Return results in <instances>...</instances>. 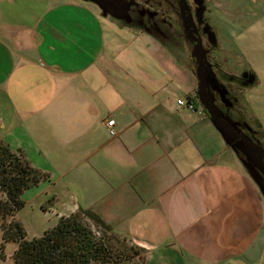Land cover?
<instances>
[{"label":"crops","instance_id":"obj_1","mask_svg":"<svg viewBox=\"0 0 264 264\" xmlns=\"http://www.w3.org/2000/svg\"><path fill=\"white\" fill-rule=\"evenodd\" d=\"M89 2L0 0V140L68 162L56 220L95 212L140 264H264L259 178L201 107L176 103L193 82L162 44Z\"/></svg>","mask_w":264,"mask_h":264},{"label":"rangeland","instance_id":"obj_2","mask_svg":"<svg viewBox=\"0 0 264 264\" xmlns=\"http://www.w3.org/2000/svg\"><path fill=\"white\" fill-rule=\"evenodd\" d=\"M130 1H133L132 5L129 0H114L113 8L123 10L126 5L127 10L132 11V16L136 18L139 8L135 6V1L139 2ZM187 3L191 10L190 13L187 12L190 29L198 37L205 59L204 71L209 81L207 92L217 97L226 107L227 111L222 114V118L228 124L248 135L254 143L262 142L264 147V0H187ZM86 4L87 6L83 5L85 8L94 7L90 5L91 2ZM141 6L150 11L151 18L153 16L156 19L160 14L159 19H163L160 26L165 36L149 34L162 44L161 59L168 58L170 64L180 69L175 71L178 76L179 73L189 74L193 82V91L191 90L192 94L189 93L186 97L193 99L196 93V78L195 63L190 56L192 43L183 33L175 0H164L159 4V8L155 4L154 7L148 8ZM145 13L146 11L143 12ZM204 21L208 23L204 24ZM130 24L137 27L140 22ZM210 28H213L214 32ZM142 38L147 39L146 36ZM151 48H154L153 45ZM212 78L217 79L216 85L211 83ZM220 79H223L222 82H219ZM222 83H226V86ZM194 103L198 105L199 102ZM252 118L260 123L261 128L252 123ZM38 136L43 138L42 132H39ZM49 144V151L54 149L57 157H62L61 146L55 138H52ZM13 147L15 148V146L9 148L20 152L32 167L46 174L36 185L22 192V205L13 214V219L20 223L26 238L37 237L55 224V213L66 200L61 188L57 187L55 176L60 175L58 173L68 162L63 158L62 161L50 159L49 153L45 154L29 141L23 143L19 149ZM261 176L264 184V174ZM82 221L91 227L96 236H111V233L94 225L90 220L84 218ZM109 242L117 249L133 245L130 240L123 241L121 237L109 238ZM1 244L3 256H0V264H12L10 257L15 244L11 241L3 242L0 229ZM133 251L129 249L130 256L128 261H125L126 264L141 263L139 255L133 254Z\"/></svg>","mask_w":264,"mask_h":264},{"label":"trees","instance_id":"obj_3","mask_svg":"<svg viewBox=\"0 0 264 264\" xmlns=\"http://www.w3.org/2000/svg\"><path fill=\"white\" fill-rule=\"evenodd\" d=\"M222 84L226 86V83ZM192 100L198 103L196 93ZM214 100L219 111L226 113L227 109L219 99L214 96ZM201 109L208 118L205 110ZM252 123L259 128L256 119L252 118ZM226 144L240 156L257 163L255 151H249L237 139L232 138ZM259 144L262 146L263 143ZM45 176L44 172L32 167L20 152L12 151L0 140V229L2 241H11L16 245L10 257L12 264H126L130 256L129 249H133V254L139 255L142 262L143 249L136 245L120 249L113 247L109 238L116 239L118 236L111 233L110 226L89 209L79 208L78 211L59 216L55 224L45 229L40 236L26 238L20 223L13 219V214L22 205V192ZM84 218L111 233V236H96L91 227L82 221ZM1 248L2 244L0 256H3Z\"/></svg>","mask_w":264,"mask_h":264},{"label":"water","instance_id":"obj_4","mask_svg":"<svg viewBox=\"0 0 264 264\" xmlns=\"http://www.w3.org/2000/svg\"><path fill=\"white\" fill-rule=\"evenodd\" d=\"M180 11H181V20H182V26L183 31L185 35L188 37V39L192 42V47L190 50V56L193 59L195 63L194 67V74L196 78V96L197 100L203 108L208 116V119L213 124V126L216 128V130L220 133L223 140L225 142H229L232 138L237 139L239 142L243 143L245 145V148H247L249 151H252L256 153V159L257 163L255 164L252 159H249L245 156H242L246 168L251 173V175L254 177V179L259 178V184L264 187L263 179L261 174H264V148L260 145H257L254 143L246 134H243L237 130L231 125L228 124L223 118H222V112L219 111V109L214 104V97L211 93L207 92L206 88L209 84V81L207 79V76L204 71L205 66V59L203 56V52L199 43V39L196 35L193 34V32L190 29L189 25V18L184 14L183 8H182V2L181 0H178ZM199 2V1H198ZM211 83L214 85L217 82V79L214 80L213 78L210 80ZM216 85V84H215ZM218 85V83H217ZM232 148V147H231ZM233 149V148H232ZM236 153H238L235 149H233ZM239 154V153H238ZM258 169L260 174L256 173V170ZM255 170V171H254ZM263 190V189H262ZM263 192V191H262ZM264 193V192H263Z\"/></svg>","mask_w":264,"mask_h":264},{"label":"flooded vegetation","instance_id":"obj_5","mask_svg":"<svg viewBox=\"0 0 264 264\" xmlns=\"http://www.w3.org/2000/svg\"><path fill=\"white\" fill-rule=\"evenodd\" d=\"M88 1L94 2V4L99 6L101 9L103 8L106 12L108 11V13H110V14H112V13L116 14L117 17L124 19L128 23L140 22V24L137 25L136 28L141 32L144 31V32H148V33H153V34H156L158 37L165 36V34H164V32L160 26V23L163 22V19L162 20L159 19L160 14L157 15L158 17L156 19H154L153 16L151 18L150 11L142 8V6H141V5H143L144 7L148 8V7H154V4H155V6L159 8V4H162L164 2V0H137L141 5L139 3H136V1H135V6H137V8H139V9H137V12H136L137 13L136 18H134L132 16V14H131L132 11L127 10L126 5H124L123 10H115V8H113L114 7V2H113L114 0H88ZM96 2H98V3H96ZM129 2H130V5H132L131 2H133V1L129 0ZM175 2H176L178 14H179L180 19H181V11H180L179 2H178V0H175ZM181 2H182V8H183L184 14L186 12L190 13L191 10L189 8V4L187 3V0H181ZM144 11H146L145 14H143ZM137 18H139V20H137ZM180 23L182 24V20H180ZM183 33H184V31H183ZM190 43H192V42L190 41Z\"/></svg>","mask_w":264,"mask_h":264},{"label":"built area","instance_id":"obj_6","mask_svg":"<svg viewBox=\"0 0 264 264\" xmlns=\"http://www.w3.org/2000/svg\"><path fill=\"white\" fill-rule=\"evenodd\" d=\"M176 103L178 105L186 107L189 110H193L194 109V104H195L194 101L192 99L188 98V97L178 98L176 100ZM113 123H114L113 119H109V120L106 121L107 131H108L109 135H114L115 134L114 129L112 127Z\"/></svg>","mask_w":264,"mask_h":264}]
</instances>
